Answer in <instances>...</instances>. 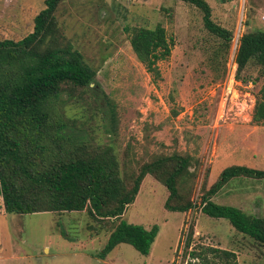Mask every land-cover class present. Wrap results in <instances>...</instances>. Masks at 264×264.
Listing matches in <instances>:
<instances>
[{
    "label": "rangeland",
    "instance_id": "rangeland-1",
    "mask_svg": "<svg viewBox=\"0 0 264 264\" xmlns=\"http://www.w3.org/2000/svg\"><path fill=\"white\" fill-rule=\"evenodd\" d=\"M207 1L212 19L232 31L229 42L207 28L201 8L183 0H62L55 13L56 34L66 36L96 69L93 85L100 98L79 89L66 113L79 126L85 122L94 145H114L130 184L132 174L158 156L190 155L192 173L179 199L193 206L167 209L170 192L151 174L120 218L96 219L88 209L10 213L0 194V264H188L191 250L206 246L235 251L238 264H264V244L228 219L202 211L208 196L264 216V177L238 176L209 193L230 165L264 169V123L253 119L264 77L254 62L238 73L235 60L240 37L264 28V0ZM45 6V0H0V39L33 32ZM157 24L174 45L158 61L161 76L155 78L138 59L130 29ZM122 218L147 228L159 224L150 253L124 242L101 258Z\"/></svg>",
    "mask_w": 264,
    "mask_h": 264
},
{
    "label": "trees",
    "instance_id": "trees-1",
    "mask_svg": "<svg viewBox=\"0 0 264 264\" xmlns=\"http://www.w3.org/2000/svg\"><path fill=\"white\" fill-rule=\"evenodd\" d=\"M62 0H45L35 16L34 31L19 40L0 39V194L10 213L41 211H88L96 219L120 218L136 200L147 174L164 183L170 194L165 206L186 211L192 202H180L182 185L191 175V156L175 152L158 156L132 174L130 184L122 175L113 144L94 145L77 119L66 113V106L80 89H91L99 102L96 69L62 33L56 34V10ZM204 11L207 28L229 42L233 33L212 19L207 0H183ZM58 29V28H57ZM131 44L138 59L155 78L161 76L159 60L171 55L174 41L162 24L132 27ZM235 60L238 73L249 63L261 67L264 77V28L244 33ZM69 94V98L64 96ZM111 114L114 108L107 100ZM114 117V116H113ZM112 117V118H113ZM253 119L264 123V81L257 95ZM238 176L263 178L264 169L230 165L209 190L217 192ZM176 199V203L171 200ZM202 211L226 218L233 226L264 244V216L251 215L241 208L220 204L206 196ZM159 224L147 228L122 218L111 231L103 249L105 258L120 243L133 245L149 254ZM193 233L186 247H191ZM238 264L235 251L215 246L193 248L188 264Z\"/></svg>",
    "mask_w": 264,
    "mask_h": 264
}]
</instances>
